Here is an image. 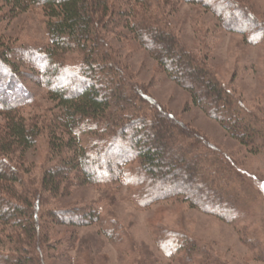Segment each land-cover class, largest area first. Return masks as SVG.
<instances>
[{
    "label": "trees",
    "instance_id": "16d2710c",
    "mask_svg": "<svg viewBox=\"0 0 264 264\" xmlns=\"http://www.w3.org/2000/svg\"><path fill=\"white\" fill-rule=\"evenodd\" d=\"M157 1L0 0L8 8L0 13V23L37 8L44 13L49 38L48 45L37 49L12 46L0 37V88L9 94H0V182L6 184L0 189V221L13 229L7 242L1 243L0 264H51L57 250L50 242V226L99 222L102 213L95 208L82 209L81 222L75 223L68 217L79 209L59 210L52 205L71 194L75 183L128 184L138 189L135 199L140 208L181 199L227 222L243 218L236 210L243 208L244 201L235 188L240 175L234 174L233 162L158 104L136 82L110 39L115 34L123 37L124 29L132 32L168 77L190 94L191 106L218 121L248 152H260L264 117L259 118L220 81L207 57L182 42L164 17L166 12L149 11L148 5L157 6ZM179 1L211 12L222 30L243 35L248 44L264 42V36H254L257 31L264 33L263 1ZM163 6L167 10V0ZM72 55L74 62L69 60ZM25 80L40 84L54 105L44 129L29 124L24 115L34 103ZM42 135L47 141V168L26 184L11 161L35 148ZM120 232L107 234L115 237L120 251H128L125 246L131 244H124L127 237ZM167 236H160V248L167 253L164 244L172 240L174 256L181 262L220 264L194 238Z\"/></svg>",
    "mask_w": 264,
    "mask_h": 264
},
{
    "label": "rangeland",
    "instance_id": "374dc122",
    "mask_svg": "<svg viewBox=\"0 0 264 264\" xmlns=\"http://www.w3.org/2000/svg\"><path fill=\"white\" fill-rule=\"evenodd\" d=\"M167 1V10L163 6L165 0H158L157 6L148 5L149 11L160 14L166 12L164 17L182 42L194 52L207 57L220 81L229 86L236 97L259 118H263L264 42L259 45L248 44L244 42L243 35L222 30L214 14L198 5L179 0ZM2 5L0 3V13H7L8 8ZM137 5L141 8V4ZM245 25L252 28L249 23ZM45 26L44 13L36 8L14 20L1 22L0 37L12 46L25 45V48L40 49L49 43ZM123 33V37L115 34L110 39H113L118 54L126 61L136 82L143 85L158 104L199 131L233 162L236 167L234 174L240 175L235 180V188L244 201L243 208L237 207L236 210L237 215L243 218L227 222L192 208L181 199L140 208L135 199L138 189L128 184L106 186L75 183L71 194L59 198L52 205L59 210L79 209L74 217H68V221L75 223L81 222L82 209L92 207L102 214L99 222L93 225L64 226L54 223L50 226V242L57 250V259H52L50 263L186 264L180 261V257L175 258L172 240L164 244L167 253L159 245L161 235L169 237V234H179L201 242L214 253L220 264H264V148L255 154L248 152L218 121L207 116L200 108L191 106L190 94L168 77L150 52L134 39L132 32L124 29ZM254 36L260 39L264 33L257 31ZM73 56L69 57L70 62H74ZM23 83L34 98V103L26 108L24 115L29 124H41L44 129L54 105L40 84L30 80ZM2 89L0 94L6 93L8 96V90ZM46 150L47 141L42 135L35 148L24 156L15 155L16 158L11 161L13 167L22 172L26 184L31 183L30 178H40L47 168ZM5 185L0 182V189ZM16 187L19 192L22 191L20 186ZM8 196L12 195L8 193ZM209 209L219 214H229L227 210L222 213ZM116 229L126 235L124 244H131L125 246L126 249L129 247L130 252L120 251L115 244V237L107 234ZM12 233L13 229L0 221V251L4 248L2 241L7 242V237L12 236ZM132 248L134 252H131ZM65 253L68 256L62 258Z\"/></svg>",
    "mask_w": 264,
    "mask_h": 264
}]
</instances>
